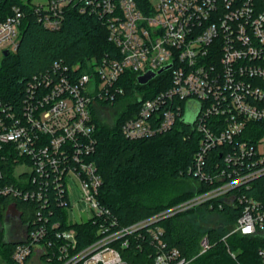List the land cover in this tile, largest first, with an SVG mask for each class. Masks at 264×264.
Wrapping results in <instances>:
<instances>
[{"label":"built area","instance_id":"1","mask_svg":"<svg viewBox=\"0 0 264 264\" xmlns=\"http://www.w3.org/2000/svg\"><path fill=\"white\" fill-rule=\"evenodd\" d=\"M71 3L102 20L113 47L82 71L54 60L16 99L0 96V210L12 260L24 264L34 253L43 264H192L211 246L207 234L187 256L168 243L160 221L206 203L238 209L221 239L264 241V190L250 192L264 176V0H149L146 8L136 0H18L0 18V64L17 47L26 10L57 28ZM148 70L151 79L165 71L159 79L168 82L150 96L133 90L140 102L120 131L134 140L187 126L198 146L186 171L207 188L121 224L99 199L94 114L124 94L126 71L137 81ZM73 184L75 206H83L66 216ZM11 203L19 216H5ZM79 225H87L82 243ZM257 255L264 264V244Z\"/></svg>","mask_w":264,"mask_h":264},{"label":"trees","instance_id":"2","mask_svg":"<svg viewBox=\"0 0 264 264\" xmlns=\"http://www.w3.org/2000/svg\"><path fill=\"white\" fill-rule=\"evenodd\" d=\"M16 1L0 0V18ZM136 1L144 8L149 4V0ZM112 47L102 20L93 14L79 12L75 3L66 7L57 28L46 27L35 14L26 10L17 47L1 60L0 96L16 99L24 82L32 74L48 68L54 60H61L69 67L79 64V71H82L88 68L87 62L91 57L109 53ZM163 75L166 76L165 71L147 84H140L130 71H126L120 81L125 92L109 105L114 109L110 121L103 119L100 112L94 114L97 142L93 159L102 178L99 199L121 224L146 217L207 188L186 171L198 146V135L187 126L182 130L174 126L161 134L134 140L125 138L120 131L121 122L136 111L140 102L132 95L133 90L144 92L143 97L150 96L168 82L163 83L159 79ZM253 185L252 194L257 189L264 190V176L256 179ZM199 207L209 213H220L224 219L223 226L201 230L192 218H188L190 216L184 215ZM186 212L163 219L160 224L165 228L168 243L177 246L187 256L198 251L200 237L207 234L211 246L192 264H260L257 248L264 241L238 233L221 239L228 226L236 220L238 209L225 204L221 208L216 204L210 208L206 203ZM29 217L30 214H26L24 218ZM3 224L4 216L0 210V256L6 264H17L11 258L13 244L4 240ZM86 227H77L81 243L85 239ZM227 246L237 252L235 258L231 257ZM131 263L135 264L132 260Z\"/></svg>","mask_w":264,"mask_h":264},{"label":"rangeland","instance_id":"3","mask_svg":"<svg viewBox=\"0 0 264 264\" xmlns=\"http://www.w3.org/2000/svg\"><path fill=\"white\" fill-rule=\"evenodd\" d=\"M151 3H156V0H150ZM196 101L195 100H189L186 104L187 110H186V118L188 120L192 119V111L195 110V106H196ZM108 108H102L100 110V116L103 119H106L108 121H110L111 117L113 116V111L114 109L111 106H107ZM191 113H190V112ZM189 182H191L190 180H188ZM187 181V183H189ZM189 184H192L189 183ZM68 195H69V205L66 207L65 209V215L66 216H73L72 212L74 214L77 215L78 213V208L83 206V203L79 202L78 206H75L76 201H78V187L73 185H70L68 188ZM203 207H199L196 210H193L191 212H186L184 213V215L186 216H190L188 218H192V220L199 226V228L201 230H204L208 227H220L223 226L224 224V219H222L220 213L218 212H212L209 213L207 212L205 209H202ZM30 213L29 210H27V214ZM194 213L196 216H194ZM187 218V219H188ZM82 218L80 216L76 217V220H81ZM202 237V236H201ZM200 237V238H201ZM237 253V252H236ZM0 264H6L1 256H0ZM24 264H43L41 262V260H38V258L34 255V253L32 254V256L30 257L29 261H27Z\"/></svg>","mask_w":264,"mask_h":264},{"label":"water","instance_id":"4","mask_svg":"<svg viewBox=\"0 0 264 264\" xmlns=\"http://www.w3.org/2000/svg\"><path fill=\"white\" fill-rule=\"evenodd\" d=\"M4 54L6 55L7 54V51H4ZM170 64L164 66L163 68H166L168 67ZM163 68H160L158 70V72H160ZM156 72L152 71V70H148L147 72L143 73V74H140L137 76V81L140 83V84H145L146 82H148V80H150L154 75H155ZM12 213L16 216H19L20 215V212L18 210H16L15 208V204L14 203H11L8 205L6 211H5V216L8 215V213Z\"/></svg>","mask_w":264,"mask_h":264},{"label":"flooded vegetation","instance_id":"5","mask_svg":"<svg viewBox=\"0 0 264 264\" xmlns=\"http://www.w3.org/2000/svg\"><path fill=\"white\" fill-rule=\"evenodd\" d=\"M11 216H14V214H12L11 212H10V213H8V217H10V218H11Z\"/></svg>","mask_w":264,"mask_h":264}]
</instances>
